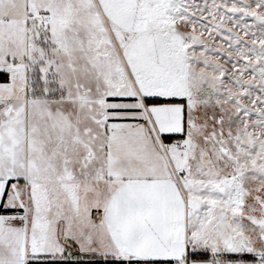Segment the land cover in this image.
<instances>
[{"label": "rangeland", "instance_id": "374dc122", "mask_svg": "<svg viewBox=\"0 0 264 264\" xmlns=\"http://www.w3.org/2000/svg\"><path fill=\"white\" fill-rule=\"evenodd\" d=\"M13 3L22 51L30 34V78L22 87L7 88L13 109H0V126L7 118L13 131L14 172L22 171L24 152L53 164V175L60 164L63 171L76 168L78 183L68 195L78 196L79 204L94 203L95 255L100 256L108 249L101 207L113 190L103 181L105 103L134 94L125 65L128 37L105 20L96 0H30V10L27 0ZM174 27L189 59L186 130L171 149L176 174L191 203L208 205L200 213L211 214L213 224L222 212L214 204L233 203L223 211L233 215L218 229L232 231L233 252L254 254L256 262L231 260L264 264V0H186ZM36 172L31 166L32 176ZM8 177L0 149V208ZM230 187L237 188L228 193ZM45 202L57 204L56 194H48L41 212L32 196L31 235L37 243L59 253L70 234L91 250L79 218L76 226L56 218L38 226Z\"/></svg>", "mask_w": 264, "mask_h": 264}, {"label": "crops", "instance_id": "0c3cea01", "mask_svg": "<svg viewBox=\"0 0 264 264\" xmlns=\"http://www.w3.org/2000/svg\"><path fill=\"white\" fill-rule=\"evenodd\" d=\"M96 2L105 20L112 21L128 37L124 47L125 65L135 87L132 97L109 99L105 103L103 181L113 190L102 202L101 221L108 249L102 250L100 256L95 255L94 203L79 204L78 196L68 195L73 182L78 183V174L74 175L76 168L66 167L63 171L60 164L56 166L59 167L55 171L57 175H53V164L50 167L45 160L39 163L36 157L24 152L23 169L14 172L18 156L6 118L0 126V149L9 177L0 210L12 212L0 211V264H240L242 261H232L230 256L255 258L254 254L233 252L237 238L232 231L218 229L219 223L230 214L223 211L231 210L233 203L214 204L222 212L214 215L220 220L213 224L211 214L200 213L209 209L208 205L191 203L189 192L180 183L171 150L178 143L168 145L162 136L184 134L187 121L183 106L146 103L151 97L185 99L188 49L174 25L186 0ZM27 5L30 10V0ZM27 29L30 31L29 26ZM18 31L13 0H0V77L5 79L0 82V109L4 113L13 109L9 105L14 102L13 97L5 96L11 93L7 88L22 87L30 78V34L26 51H22ZM31 166L34 172L37 170L36 176H32ZM91 167L93 171L95 165L92 163ZM236 188L230 187L228 193ZM52 192L56 194L57 204L44 203L45 216L38 218V226L42 229L55 218L70 226H76L81 220L82 226L87 227L83 236L91 250L67 234L63 239L65 247L53 253L31 235L32 196L39 199L41 212L43 202ZM235 222L233 226H237ZM202 251H207L209 258H190Z\"/></svg>", "mask_w": 264, "mask_h": 264}, {"label": "trees", "instance_id": "16d2710c", "mask_svg": "<svg viewBox=\"0 0 264 264\" xmlns=\"http://www.w3.org/2000/svg\"><path fill=\"white\" fill-rule=\"evenodd\" d=\"M1 76V75H0ZM5 79L0 77V82H4ZM146 103L149 105H158V104H178V105H182L184 108V112H185V117H186V121H187V111H186V107H185V101L184 100H179V99H164V98H159V97H151V98H147L146 99ZM183 138L182 135H163L162 139L163 141L170 145V144H174L177 143L179 140H181ZM1 212H12L11 210H0ZM191 259H200V260H204L209 258V254H192L190 255ZM230 258H239V259H245V260H254L255 258L251 255H240V256H230Z\"/></svg>", "mask_w": 264, "mask_h": 264}]
</instances>
